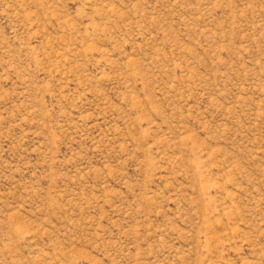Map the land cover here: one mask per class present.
Here are the masks:
<instances>
[{
    "label": "rangeland",
    "instance_id": "obj_1",
    "mask_svg": "<svg viewBox=\"0 0 264 264\" xmlns=\"http://www.w3.org/2000/svg\"><path fill=\"white\" fill-rule=\"evenodd\" d=\"M0 264H264V0H0Z\"/></svg>",
    "mask_w": 264,
    "mask_h": 264
}]
</instances>
